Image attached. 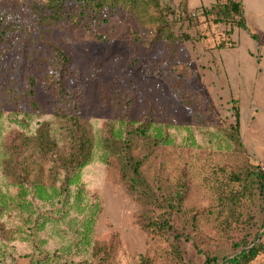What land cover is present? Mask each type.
<instances>
[{
    "label": "rangeland",
    "instance_id": "1",
    "mask_svg": "<svg viewBox=\"0 0 264 264\" xmlns=\"http://www.w3.org/2000/svg\"><path fill=\"white\" fill-rule=\"evenodd\" d=\"M30 1L45 0H0V12L21 14L33 41L24 61L0 49V263L32 252L40 264H103V253L93 251L106 244L107 264H141L142 257L146 264H204L250 242L263 224L264 196L254 193L231 208L224 198L230 187L243 190L230 182L232 174L248 167L264 171L255 153L264 132L251 138L250 114L234 131L240 101L229 66L239 52L230 46L233 34L225 35L229 27L200 11L215 0H160L161 11L148 10L151 20L121 13L90 28L63 25L51 43L29 15ZM159 14L168 27L156 35ZM184 34L191 40L181 41ZM57 49L70 59L68 97L54 85L62 76ZM10 70L16 74L11 83L5 80ZM72 99L94 146L68 193L59 192L50 153H33L40 173L33 171L25 185L15 183L5 172L9 142L34 135L46 121L64 154L67 122L59 113L69 110ZM128 121L131 132L150 123L146 136L130 135V152L147 155L142 172L154 189L160 184L157 196L176 191L183 179L188 186L182 210L171 215L172 229L162 233L141 226L145 213L156 218L162 210L128 191L119 155L105 148L109 130L117 139L127 136ZM250 264H264V254Z\"/></svg>",
    "mask_w": 264,
    "mask_h": 264
},
{
    "label": "trees",
    "instance_id": "2",
    "mask_svg": "<svg viewBox=\"0 0 264 264\" xmlns=\"http://www.w3.org/2000/svg\"><path fill=\"white\" fill-rule=\"evenodd\" d=\"M29 15L36 22L37 27L41 28L44 42L51 43V37L56 29L63 25H71L73 27L85 26L90 28L98 22H105L109 17L116 14L132 13L138 20L144 17L149 20L153 19L148 14V10L153 7L161 11L160 0H45L41 2H29ZM187 4H184V9ZM183 9V11H184ZM199 10V9H197ZM201 13L206 17H212L214 23L224 24L228 28L226 36L231 38L235 27L248 30L246 19L244 17L241 2L239 0H215L209 7H200ZM160 16L154 17L158 21V26L155 30L156 35L166 32L168 24L167 20ZM151 20V19H150ZM26 21L21 14L16 10H4L0 12V49L12 51L19 55L21 59L27 60L31 56V47L33 41L26 37ZM172 34L168 30L165 35L167 39ZM251 37L257 39L256 34L251 33ZM181 41L191 40L188 34H184L180 38ZM230 46H234L232 39L229 40ZM61 59V79L56 81L57 94L60 97L67 96L68 91L65 89V75L68 73L70 59L64 52L57 49ZM5 78L7 82H13L11 77H15V72L10 70ZM33 83V82H32ZM32 97L33 91H30ZM73 102V99L71 103ZM59 113V112H58ZM1 114V110H0ZM67 122V148L64 154L57 151V144L51 133L49 122H41L34 135L20 134L9 142L7 145L8 156L6 158L5 172L13 181L25 185L28 177L33 171L40 173L41 168L37 166L33 153L38 152L42 155L50 153L55 170V179L59 182V192L61 195H66L69 191V181L76 177L81 168L85 166L91 159L94 139L89 130L79 121V105L78 101H74L69 106L67 112L59 113ZM150 124V123H149ZM148 124V126H149ZM240 124V114L238 109H235V126L234 131L237 133ZM129 121L126 122L125 129L126 137L117 139L109 130L105 138V148L119 155L121 161V174L125 180L128 191L136 198L147 199L152 206L159 207L162 212L154 218L150 212L145 213L144 220L141 226L148 231L162 233L172 229L171 215L173 212L182 210L184 200L187 195V183L185 179L178 181L176 191L170 192L168 195L157 196V191L161 189L158 184L157 189H154L152 184L144 177L142 167L147 160V155L143 157H134L131 152L130 135L146 136L147 127L136 126L134 131L129 130ZM234 138V134H230ZM237 138L235 137V140ZM238 140V139H237ZM20 147L22 150H19ZM21 151V153H19ZM26 151H30L28 155H24ZM23 156L20 159V156ZM230 182H239L242 185V191H234L233 187L229 188V194L224 198L229 208L239 202L241 198L252 196L256 193L259 197L264 196V171L258 167H248L246 171L231 175ZM56 184V183H55ZM37 185H41L37 183ZM253 188V189H252ZM59 202L62 201L60 198ZM221 202L222 199H220ZM264 213V210H263ZM263 219V218H262ZM261 228L255 233L250 242L243 243L234 255L227 256L222 261H217L215 258L207 259L204 264H250L258 255L264 254V244L260 242ZM110 248L106 244H97L94 247L93 254L99 255L103 253V258L100 261L107 264L105 259L110 254ZM19 258H30L29 264H40L37 262L32 252L20 254L17 257H10V261L0 264H17ZM180 261L183 262L180 256ZM146 257H142L141 264H146Z\"/></svg>",
    "mask_w": 264,
    "mask_h": 264
},
{
    "label": "crops",
    "instance_id": "3",
    "mask_svg": "<svg viewBox=\"0 0 264 264\" xmlns=\"http://www.w3.org/2000/svg\"><path fill=\"white\" fill-rule=\"evenodd\" d=\"M239 1L248 30L234 28V47L239 53L229 67L232 68L230 72H232L234 83L237 85L235 95L240 101V123L242 119L246 122L249 114L254 120L251 123L252 130H250L252 138L260 136L264 132V0ZM236 33L240 35L241 43H239ZM251 33L256 34L257 39L252 38ZM261 140L259 139V141ZM255 146L258 147L255 153L264 169V141L255 144ZM260 233V242L264 244V227ZM29 262L30 258L17 260V264H29Z\"/></svg>",
    "mask_w": 264,
    "mask_h": 264
}]
</instances>
